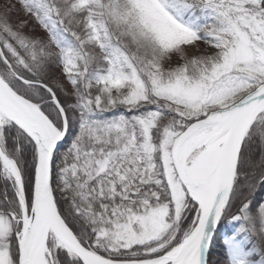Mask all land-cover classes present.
I'll return each instance as SVG.
<instances>
[{
  "label": "snow or ice",
  "instance_id": "obj_1",
  "mask_svg": "<svg viewBox=\"0 0 264 264\" xmlns=\"http://www.w3.org/2000/svg\"><path fill=\"white\" fill-rule=\"evenodd\" d=\"M0 264H264V0H0Z\"/></svg>",
  "mask_w": 264,
  "mask_h": 264
}]
</instances>
